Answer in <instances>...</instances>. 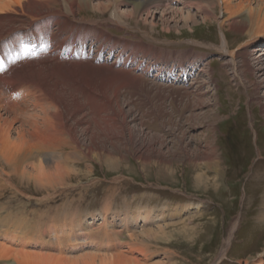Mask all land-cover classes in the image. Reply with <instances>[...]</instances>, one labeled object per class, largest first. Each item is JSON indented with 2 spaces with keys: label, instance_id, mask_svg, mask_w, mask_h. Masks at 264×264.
Returning a JSON list of instances; mask_svg holds the SVG:
<instances>
[{
  "label": "rangeland",
  "instance_id": "374dc122",
  "mask_svg": "<svg viewBox=\"0 0 264 264\" xmlns=\"http://www.w3.org/2000/svg\"><path fill=\"white\" fill-rule=\"evenodd\" d=\"M195 12L193 23L158 11L140 24L126 18L132 25L121 28L107 21L110 12L84 11L76 17L94 21L95 28L119 40L115 48L87 40L88 50L93 48L91 57L97 59L92 60L95 68L82 62L61 74L63 81L74 84L69 91L84 104L78 114L82 121L70 118L69 122L77 138L84 147L115 157L116 167L104 155V161L98 160L69 146L59 150L64 154L61 166L65 164L66 179H56L64 184L51 188L47 182L21 181L15 176L19 188L5 186L0 192V225L11 227L6 236L23 250L40 245L77 264H83L88 253L92 257L93 251L95 264L105 259L116 264H216L231 237L225 257L217 264H243L264 248V202L254 192L255 174H264V68L255 67L254 59L262 51L248 48L251 71L243 57L234 67L216 48L221 45L219 23L224 19L220 11L209 23ZM226 32L235 49L250 39L247 33L227 27ZM63 43L55 41L52 54ZM106 53L110 63L104 62ZM197 57L205 58L200 75L190 70ZM106 87L115 100L112 106L104 97ZM88 95L95 99L90 101ZM11 134L17 136L15 131ZM75 152L78 158L67 157ZM211 157L220 158L222 175L217 184L206 186L195 177L205 172L215 179L206 166ZM139 208H155L152 217L161 216L147 223L133 219L130 214ZM87 216L93 231L84 233L93 247L81 244L76 232L70 237L63 232ZM104 226L112 230L110 237L102 233ZM117 231H125L121 241ZM131 233H136L131 235L134 243L145 242L134 245L130 240L133 251L126 243ZM23 240L30 245L26 247Z\"/></svg>",
  "mask_w": 264,
  "mask_h": 264
},
{
  "label": "bare ground",
  "instance_id": "6f19581e",
  "mask_svg": "<svg viewBox=\"0 0 264 264\" xmlns=\"http://www.w3.org/2000/svg\"><path fill=\"white\" fill-rule=\"evenodd\" d=\"M193 10H196L195 13L202 15V19H204L205 23H209L211 18H217L215 15L218 10L220 11L224 19L219 23V28L222 32L221 45L216 48L225 56L227 55L229 57L234 67H239L237 59L243 57L244 66L247 67V71H251L253 66L249 63L248 58L250 51L248 48L254 47L252 51H262L260 54L258 53L259 55L254 57L257 65H255V67L259 69L264 68V44L261 45V43H264V0H0V56H3L6 63V66L0 71V192L5 186H9L13 189L19 188V185L14 181L15 176L16 179L18 177L21 181L25 179L30 181L35 180L37 183L47 182L45 184L53 185L54 188L58 187V183L61 184L62 179L63 181L66 179L63 178L62 175V166H65V164L61 166L64 154L62 151H59L65 147L71 146L76 149L77 152L79 150L80 154H87L92 158L103 160L102 156L104 154L95 151L92 146L84 147L80 143L81 141L77 138L75 129L69 123L70 118L82 121L80 118L78 120V114L81 108L84 107V104L77 95L71 93L73 91H69V88L74 84L63 81L61 74L68 70V66L76 65L75 67L78 68L80 67L78 64L82 62L89 68H95L93 65H96L94 62L96 63L97 59L94 56L91 57V55H93V48L91 47V49L88 50L89 46L85 43L87 40L91 41V45L99 43L100 46L104 45V47H108L112 45L114 46L113 48L117 46L119 40L114 37L115 40L108 34L106 35V32L95 28L94 25H96V23L94 21L77 19L76 17L79 16V13L84 11H99L103 14L110 12L107 21L121 28L132 25L127 22V19L140 24V20L148 21L150 17L154 18V14L158 11L161 12L162 16L168 13L178 14L186 23H193ZM226 27L238 33H247L250 36L247 44H241L238 49L233 48L234 46L229 42L230 40L227 37ZM45 34L47 37H44ZM60 37L63 39L60 40ZM55 41L65 42V44L63 43L59 46V50H57L58 54H52V50L56 48ZM33 44L35 47L30 46ZM76 44L79 45V48ZM46 47L52 49L48 51ZM84 50H88L86 54L81 52ZM109 52H111V50ZM45 55H51L52 57L42 58ZM109 56L108 53L103 55L105 63H110L108 61ZM117 56L118 54L116 58ZM61 59H67L69 61H62ZM204 59L205 58L197 57L196 60L191 61L190 70L200 75L201 73H199L198 69ZM98 60V62L101 61L100 59ZM115 62L117 61L115 60ZM123 62L125 61H122V63ZM174 62L179 63L178 61ZM116 65H118V63ZM202 70L205 73L208 72L207 67ZM94 72L97 71L95 70ZM243 72H245V70ZM197 75H195V77H197ZM109 91L108 89L105 91L104 97L107 98L109 105L112 106L115 100L110 96ZM87 99L93 101L95 97L88 95ZM111 108L113 109V107ZM17 124L18 126H16ZM13 130L17 133V136H14L15 138H13V134H11L14 132ZM76 154V152L69 153L67 157L71 156L74 158ZM103 158L107 160L110 166L116 167L115 157L114 160V158L110 157V154L109 156L105 154ZM102 163L100 162V164ZM113 164L115 165L113 166ZM220 165L221 160L219 157L209 158L206 166L208 169L214 171L215 179L210 180L208 175L202 172L195 177V181L198 183H205L206 186L215 185L222 175ZM32 171H35L36 174H32ZM70 171L72 172L73 170ZM255 175L258 179L257 181H253L255 182L257 190H253L254 192L256 191V194L258 193V199L264 202V174L258 173ZM59 176L62 177V179L60 178L61 181L56 179ZM63 181L62 183L64 184ZM42 185L44 184L40 186ZM53 186L51 188H53ZM251 191L252 190H250V192ZM245 192L249 195L247 190ZM252 195H254V193ZM184 210L185 207L178 211L182 212ZM155 211V208H139L134 214L130 215L133 219L140 218L144 223H147L150 220L159 219L161 216L160 213L156 215L157 218L152 217L153 214L156 213ZM89 217L79 218L72 229H67L63 232L69 237L73 234L72 232H76L78 238L80 237V239H82L81 244L85 245L87 243V247H93L92 243L88 244L86 241L89 234L84 233L85 230L91 229L92 227V225H90L91 222L88 220ZM94 217H91V219H94ZM238 222H235V224H238ZM7 225H0V264L79 263L77 260L76 262L74 260H72L74 262L70 260L65 261V254L44 251L46 248L43 249L40 245L32 247L29 250H23L18 242L16 243L6 236V233H9L6 232L7 229L11 228ZM91 230H89V232ZM101 231H103L102 233L104 236L109 237L112 232L111 229L109 230L108 226H104V229ZM118 231L116 237L121 241L125 238V231L124 233H121L122 229L119 233ZM63 232L61 233L64 234ZM129 235L128 237L126 236L128 241H125L127 245L133 241L131 238L134 235L132 233ZM147 235L145 234V236ZM153 236H156V234ZM19 237L22 236H18V239ZM109 237L108 239H111ZM164 237L159 238L163 239ZM231 239L230 237L226 241L218 261L225 257ZM130 240L132 241L130 242ZM139 241L137 243H139ZM162 241H164V239ZM13 242L15 244H13ZM140 242H144V240L142 239ZM132 243H134V241ZM137 243L135 242L134 245H137ZM29 245L27 243L25 244L26 247ZM130 246L131 245H129L130 251H133V247L130 248ZM73 248L74 247L71 246L70 249ZM96 248H98V246H96ZM91 253L93 254L92 257L91 255L89 257V253L87 255L88 258H90H87L89 261L86 259L85 261L83 258V264H95L94 261L97 257L96 251ZM121 254L123 255V253ZM107 261H109V263ZM110 261H113V259H105V261L100 264H116L114 261L113 263H110ZM218 261L215 263L217 264ZM243 264H264V248L261 249L256 256L247 257Z\"/></svg>",
  "mask_w": 264,
  "mask_h": 264
}]
</instances>
